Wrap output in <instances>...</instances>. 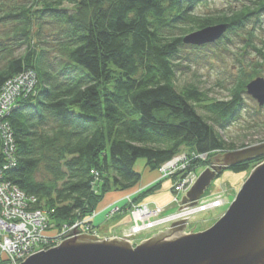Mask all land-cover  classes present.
<instances>
[{
	"label": "trees",
	"instance_id": "16d2710c",
	"mask_svg": "<svg viewBox=\"0 0 264 264\" xmlns=\"http://www.w3.org/2000/svg\"><path fill=\"white\" fill-rule=\"evenodd\" d=\"M205 1L0 0V89L25 70L38 78L36 95H22L6 117L17 164L5 179L56 224L91 213L108 192L136 188L139 158L155 171L183 150L212 163L215 151L236 149L220 131L240 118L246 85L263 71L264 0L201 15ZM217 24L228 25L220 43L243 42L241 78L227 100L176 82L185 36Z\"/></svg>",
	"mask_w": 264,
	"mask_h": 264
},
{
	"label": "water",
	"instance_id": "95a60500",
	"mask_svg": "<svg viewBox=\"0 0 264 264\" xmlns=\"http://www.w3.org/2000/svg\"><path fill=\"white\" fill-rule=\"evenodd\" d=\"M227 28V24L206 27L185 36L184 41L204 44L222 36ZM246 91L264 105V77L252 79ZM219 156L182 196L180 209L196 205L212 182L231 166L264 156V144ZM186 222L175 221L135 246L120 237L74 236L30 255L22 264H264V159L210 228L195 232L194 226L187 232Z\"/></svg>",
	"mask_w": 264,
	"mask_h": 264
},
{
	"label": "built area",
	"instance_id": "2783aa9c",
	"mask_svg": "<svg viewBox=\"0 0 264 264\" xmlns=\"http://www.w3.org/2000/svg\"><path fill=\"white\" fill-rule=\"evenodd\" d=\"M37 84L36 73L33 70H25L8 79L0 89V156L3 160L0 165V264H19L20 261L32 255L34 252L32 250H48L58 246L67 238H72L78 233H88L94 229L97 234L93 232L91 234L107 238L100 235L94 225L97 211H93L86 220L77 219L75 222L60 226L52 220L48 211L34 207L33 204L36 202L34 197L28 196L16 184L5 179V174L17 164V147L6 117L17 106L18 99L22 95L36 94ZM214 153H219V150ZM207 159L206 152L183 150L159 167L161 179L173 180L172 204H180L181 195L186 194L198 178L200 173L198 162H205ZM98 175L95 171L94 186ZM219 193L214 196H204L196 205L178 209L170 214H166L164 207L155 208L149 203H133L130 200L129 208L133 221L130 233L132 237H136L127 240L137 243L143 230L154 229L159 225L179 220H186V231H191L193 227H190V222L197 214L224 206V199ZM118 210L119 206L112 209L111 214ZM196 229L197 225H195Z\"/></svg>",
	"mask_w": 264,
	"mask_h": 264
},
{
	"label": "rangeland",
	"instance_id": "374dc122",
	"mask_svg": "<svg viewBox=\"0 0 264 264\" xmlns=\"http://www.w3.org/2000/svg\"><path fill=\"white\" fill-rule=\"evenodd\" d=\"M243 1L244 0H206L204 3L198 6L197 13L201 15H208L212 13L216 14L218 10H221V9L222 10L227 9L228 7L235 8L238 6L237 4H235V2L238 4H241ZM229 3H232L233 5ZM260 36L264 37V31L261 32ZM221 37L222 36L214 40L207 41L204 44H192L191 46L190 44H187L189 47H185L182 49L180 53V59L178 60L179 63H178L177 80H176L179 86L191 83V84H195L199 86L200 89L205 91L208 94V96L212 98L220 99V100H227L231 97L233 88L238 85L239 78H241L239 69L241 67V60L243 58L242 59L239 58L240 57L239 54L241 53L239 50L243 46V42L242 40L234 39L235 43L232 42L228 44V42H225L227 44H222L220 43ZM248 56H245L244 58H248ZM255 58L257 59V56L255 54H252L250 55L248 60L254 61ZM261 70L263 71L262 73L259 74V77H264V67H261ZM243 97H244V110L241 112L240 118H238L233 123H231L226 129H223L220 131L221 135L224 137V139L228 143H234V145L236 146L235 151L241 150V149H250V148H254L256 146L264 144V105L260 106L258 102L247 93V91L243 95ZM226 152L227 151L219 150V153L216 154L215 157L220 155L218 158H221V156L225 154ZM207 160L205 161L206 162L205 164L203 162H198V164H200V168L198 170L200 173L206 167L211 166V164L207 162ZM144 163H146L145 158H139L135 162V165H134L135 169L138 172L139 171L143 172L144 171L143 169L145 168ZM258 164H254L252 168H255V166ZM92 172L93 174L95 173V171H92ZM249 172L250 171L234 173L228 168L220 177L216 178L212 182V184L206 191L205 195L212 194L213 192L215 194L220 192L219 194H221L222 198L224 199L223 201L224 206L216 210L214 209V210L201 212L197 214L196 216L194 215L195 218L191 220L190 227H194L195 225H197V229L195 230V232L210 228L214 223H216L224 215L229 205L236 198L237 192L239 191L241 185L249 177L250 175ZM94 177L96 180V176ZM100 179L101 178L99 174L97 176V180H100ZM169 180L171 181V188H172L173 180L172 179H169ZM162 181H163V178L161 179V176H160L158 182H162ZM140 182H141L140 184H142L143 180L141 179ZM154 184L156 183H153V185ZM115 192H118V191H115ZM133 192L129 193V198L134 203L135 201H133L134 200ZM182 196L183 195H181V198ZM120 201L121 202L124 201L123 197L120 199ZM138 203H149L151 207L166 208V206H162L157 203L151 204L147 200H144ZM122 205H126V204L124 203ZM174 205L175 207L170 209L171 212L178 210V205L177 204H174ZM113 206L114 208L118 207L117 204H114ZM179 206L181 205L179 204ZM114 208L108 207L107 210L106 209L104 210V213L102 212L103 215H101L102 213L99 214V216L103 219V221L109 219V216L112 215L111 211ZM128 211L130 214V208L128 209ZM91 213H87L86 215H82L81 217L79 216V218L77 217L72 222H75L77 219L86 220L91 216ZM97 217L98 215L96 216V219ZM95 221L97 220H94V225L96 226ZM69 223L61 222L59 224L60 226H62V225L69 224ZM132 224H133V221L131 222V225L129 226V228L120 230L118 232V237H120L121 239H126V240L128 238L130 240L135 238L136 236L132 237V234L130 233ZM169 226H170V223L166 225L165 224L159 225L158 227L154 229L143 230L142 233L140 234L141 235L140 240H138L137 243H134V242L133 243L131 242V243L135 246L136 244H139L143 240L151 238L154 234H157L158 232H161L162 230L169 228ZM91 232H93L94 234H97L95 229L94 231H91ZM84 233H87V232H84ZM82 234L83 233L81 234L78 233L76 236H80ZM94 234H90V235H94ZM99 234L101 235L100 232ZM94 236H98V235H94ZM105 237L110 239L111 235L110 236L106 235ZM65 240L60 242L58 245L62 244ZM54 247H51V248H54Z\"/></svg>",
	"mask_w": 264,
	"mask_h": 264
},
{
	"label": "crops",
	"instance_id": "0c3cea01",
	"mask_svg": "<svg viewBox=\"0 0 264 264\" xmlns=\"http://www.w3.org/2000/svg\"><path fill=\"white\" fill-rule=\"evenodd\" d=\"M145 168L144 171L141 172L142 174V184L139 183L136 188L132 189L131 191H139V189H144L149 186H152L153 183H157L159 181V172L157 170L152 171L149 168L146 167V163H144ZM159 188L154 193L150 194L148 198L146 199L151 204H159L162 206H166V213L170 214L173 213L170 211L171 208L175 207L174 204H172V192H171V181L170 180H163L162 182H158ZM130 192V191H129ZM122 193V194H120ZM123 191H111L108 192L102 202L98 205V217L96 225H99V232L101 235L106 236L109 234V236H118V232L122 229L129 228L132 222V218L128 211V206L124 207V209L121 212H118L114 214L110 219L103 221V219L99 216L102 212L104 213V210L108 209V207L111 204H117L119 207H123L124 201H120V199L123 197ZM103 213L101 215H103ZM112 221V222H111ZM111 222V223H110Z\"/></svg>",
	"mask_w": 264,
	"mask_h": 264
},
{
	"label": "bare ground",
	"instance_id": "6f19581e",
	"mask_svg": "<svg viewBox=\"0 0 264 264\" xmlns=\"http://www.w3.org/2000/svg\"><path fill=\"white\" fill-rule=\"evenodd\" d=\"M242 110H244V109H242ZM242 112V111H241ZM227 152H231V151H227ZM218 154V153H217ZM215 155H216V153H215ZM208 158H209V155H208ZM214 158H215V156H214ZM214 161H215V159H214ZM214 161H212V165L215 163ZM214 162V163H213ZM134 169H135V167H134ZM254 168H250L248 171H250L249 172V174L251 173V171L253 170ZM136 170V169H135ZM137 171V170H136ZM248 171H246V172H248ZM140 172V171H139ZM225 172V171H224ZM223 172V173H224ZM141 173V172H140ZM222 173V174H223ZM221 174V175H222ZM142 175V174H141ZM221 175H219L218 177H220ZM217 177V178H218ZM246 181V180H245ZM244 184V183H243ZM242 184V185H243ZM139 185V184H138ZM137 185V186H138ZM242 185H241V187H242ZM241 187H240V189H241ZM239 189V190H240ZM141 188L139 189V191H135V192H133V195L134 196H136L137 194H139L140 192H141ZM130 191V192H129ZM124 193H123V199H124V203L126 204V205H130L131 204V201H130V198H129V193H131L132 191L131 190H128V191H123ZM239 192V191H238ZM237 192V193H238ZM215 195V193L213 192L212 194H209L208 196H214ZM102 202V201H101ZM126 205H124L123 207H119V210L118 211H115L112 215H110V217H109V219L114 215V214H116V213H118V212H121L123 209H124V207H126ZM109 207H111V208H114V206L113 205H110ZM129 208V207H128ZM98 210H99V208L97 207L96 209H94L93 211H97L98 212ZM171 223H173V222H170V224ZM99 225H96V228H97V230L99 229ZM99 231V230H98ZM84 234H91L90 232H88V233H83L82 235H84ZM109 235V234H108ZM115 237H118V236H112L111 238H115ZM32 251H34L32 254H35V253H38V252H40V251H45V250H40V249H37L36 251L35 250H32ZM31 251V252H32ZM27 259L29 258V256L28 257H26ZM25 258V259H26ZM25 259H23L22 261H20L19 262V264H22V263H24L25 262Z\"/></svg>",
	"mask_w": 264,
	"mask_h": 264
}]
</instances>
